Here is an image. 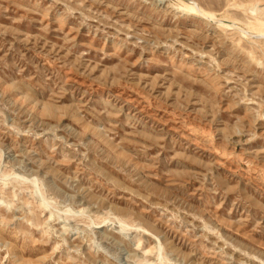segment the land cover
<instances>
[{"label": "rangeland", "instance_id": "374dc122", "mask_svg": "<svg viewBox=\"0 0 264 264\" xmlns=\"http://www.w3.org/2000/svg\"><path fill=\"white\" fill-rule=\"evenodd\" d=\"M254 4L0 0V264H264Z\"/></svg>", "mask_w": 264, "mask_h": 264}, {"label": "bare ground", "instance_id": "6f19581e", "mask_svg": "<svg viewBox=\"0 0 264 264\" xmlns=\"http://www.w3.org/2000/svg\"><path fill=\"white\" fill-rule=\"evenodd\" d=\"M186 2V0H185ZM190 2V1H188ZM192 2V1H191ZM193 3V2H192ZM190 4V3H189ZM264 8L259 7L258 5L254 4L251 6V12L252 13H260ZM190 12L192 15L195 16H202L207 20L208 23H212V21H217L216 15H214L211 12H206L203 9L199 8L197 5L193 4L190 6ZM219 25L226 28V29H234L236 30L241 37L246 38V39H252L254 36H259L264 38V32H259V33H253L249 29H245L244 27L240 26L239 24L235 23L234 21L230 22H223L219 20ZM120 224L125 225V223L119 221Z\"/></svg>", "mask_w": 264, "mask_h": 264}]
</instances>
